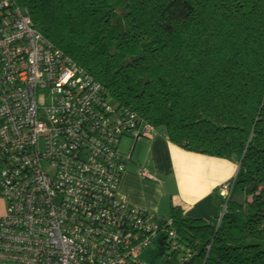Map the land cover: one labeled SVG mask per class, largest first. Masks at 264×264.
<instances>
[{
    "label": "trees",
    "instance_id": "16d2710c",
    "mask_svg": "<svg viewBox=\"0 0 264 264\" xmlns=\"http://www.w3.org/2000/svg\"><path fill=\"white\" fill-rule=\"evenodd\" d=\"M15 2L109 105L184 152L237 166L230 198L216 194L220 218L172 208L161 219L175 235L155 240L167 264H264V0Z\"/></svg>",
    "mask_w": 264,
    "mask_h": 264
},
{
    "label": "built area",
    "instance_id": "2783aa9c",
    "mask_svg": "<svg viewBox=\"0 0 264 264\" xmlns=\"http://www.w3.org/2000/svg\"><path fill=\"white\" fill-rule=\"evenodd\" d=\"M106 97L0 0V264H148L142 254L172 227L119 200L120 140L155 132ZM232 189L218 188L223 202Z\"/></svg>",
    "mask_w": 264,
    "mask_h": 264
},
{
    "label": "crops",
    "instance_id": "0c3cea01",
    "mask_svg": "<svg viewBox=\"0 0 264 264\" xmlns=\"http://www.w3.org/2000/svg\"><path fill=\"white\" fill-rule=\"evenodd\" d=\"M120 153L130 156L119 188V200L164 219L172 208L184 217L212 223L221 216L218 188L235 179L237 166L221 159L184 152L159 134ZM146 174V175H145Z\"/></svg>",
    "mask_w": 264,
    "mask_h": 264
},
{
    "label": "rangeland",
    "instance_id": "374dc122",
    "mask_svg": "<svg viewBox=\"0 0 264 264\" xmlns=\"http://www.w3.org/2000/svg\"><path fill=\"white\" fill-rule=\"evenodd\" d=\"M131 141L128 138L122 139L119 145V149L121 152H124L130 146ZM8 215V205L6 200L0 195V219L5 218ZM221 217V216H220ZM219 217V218H220ZM168 217L165 218L167 220ZM172 252L165 251L164 255H161V246L156 243L151 246L148 250H146L141 259L148 264H167L168 256H170ZM181 256V253L177 254V257Z\"/></svg>",
    "mask_w": 264,
    "mask_h": 264
},
{
    "label": "clouds",
    "instance_id": "9594fccd",
    "mask_svg": "<svg viewBox=\"0 0 264 264\" xmlns=\"http://www.w3.org/2000/svg\"><path fill=\"white\" fill-rule=\"evenodd\" d=\"M218 193V192H217Z\"/></svg>",
    "mask_w": 264,
    "mask_h": 264
}]
</instances>
